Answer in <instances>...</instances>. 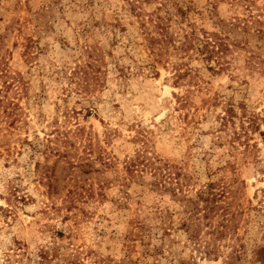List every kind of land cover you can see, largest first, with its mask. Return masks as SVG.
<instances>
[{
  "label": "rangeland",
  "instance_id": "1",
  "mask_svg": "<svg viewBox=\"0 0 264 264\" xmlns=\"http://www.w3.org/2000/svg\"><path fill=\"white\" fill-rule=\"evenodd\" d=\"M262 250L264 0H0V264Z\"/></svg>",
  "mask_w": 264,
  "mask_h": 264
},
{
  "label": "trees",
  "instance_id": "2",
  "mask_svg": "<svg viewBox=\"0 0 264 264\" xmlns=\"http://www.w3.org/2000/svg\"><path fill=\"white\" fill-rule=\"evenodd\" d=\"M164 28H165V27L163 26L162 29H164ZM206 43L211 44V46L213 47L212 52H210L209 55H208V53H207V55H206V56L210 57V56L213 55L214 52H216V49H215V48H216V46H217V45H216L217 43L215 42V44H212V42H209V41H207ZM206 43H205V46L208 45V44H206ZM211 193H212V192L209 191L207 197H204V199H205L207 202H209V203H212V201H213V199H214V196L211 198V196H210ZM262 253H264L263 250H262ZM260 260H264V257H263V259H260Z\"/></svg>",
  "mask_w": 264,
  "mask_h": 264
}]
</instances>
